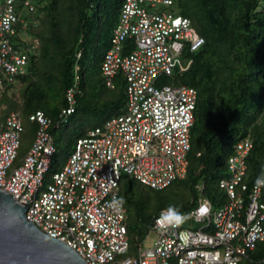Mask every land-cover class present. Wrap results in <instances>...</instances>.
Here are the masks:
<instances>
[{
  "label": "built area",
  "instance_id": "built-area-1",
  "mask_svg": "<svg viewBox=\"0 0 264 264\" xmlns=\"http://www.w3.org/2000/svg\"><path fill=\"white\" fill-rule=\"evenodd\" d=\"M179 1L122 0L99 69L108 88L116 74L123 76V112L76 139L64 165L45 186L54 153L50 121L40 111L28 117L35 124L33 142L9 171L22 126L16 112L0 119V189L27 205V222L71 248L86 264H238L256 243L264 242L262 187L241 183L251 149L250 140L242 139L227 159L228 176L218 182L226 198L223 205L212 210L206 198H198L183 213L199 224L196 229L178 223L160 230L156 221L165 209L160 211L134 255L119 258L128 251L125 212L117 203L120 176L156 191L185 176L196 92L160 82L185 72L191 60L183 52L196 51L204 40L189 19L173 12ZM33 9L29 0H0V92L2 82L21 75L28 55L38 49L37 41L25 34L22 18L23 11ZM16 36L28 48H14ZM76 82L77 77L74 86ZM74 86L65 92L61 120L73 113Z\"/></svg>",
  "mask_w": 264,
  "mask_h": 264
},
{
  "label": "trees",
  "instance_id": "trees-1",
  "mask_svg": "<svg viewBox=\"0 0 264 264\" xmlns=\"http://www.w3.org/2000/svg\"><path fill=\"white\" fill-rule=\"evenodd\" d=\"M29 2L34 9L23 11L26 15L22 18L27 23L25 34L37 41L38 49L35 55H28L21 75L12 82H2L0 92V119L16 112L22 126L14 159V162L18 159L17 166L33 142L35 124L28 117L34 112H42L50 121L51 137L64 125L98 119L73 138H65V145L71 148L67 159L76 139L120 115L125 105L123 76L116 74L111 79L112 88H108L99 69L122 0ZM260 2L181 0L176 3V13L189 19L204 40L196 51L183 52L191 60L190 66L183 73L174 72L171 82L167 81L170 86H185L196 92L187 167L183 179L158 191L129 176H120L118 201L124 200L119 206L125 212L128 252L132 256L137 243L148 234L153 219L170 205L187 213L200 197L208 200L212 210L225 203L218 182L228 176L226 162L238 141L251 142L241 183L250 188L264 172V4L260 6ZM17 36L12 40L14 48H28ZM73 86V113L61 120L60 112L66 107L65 92ZM55 123H58L56 129ZM23 134L31 135V142L21 154ZM52 145L54 153L43 183L48 176L50 182L54 173L53 137ZM261 199L264 201V187ZM244 259L246 264H263V242L256 243Z\"/></svg>",
  "mask_w": 264,
  "mask_h": 264
},
{
  "label": "water",
  "instance_id": "water-1",
  "mask_svg": "<svg viewBox=\"0 0 264 264\" xmlns=\"http://www.w3.org/2000/svg\"><path fill=\"white\" fill-rule=\"evenodd\" d=\"M27 205L0 189V264H86L24 217Z\"/></svg>",
  "mask_w": 264,
  "mask_h": 264
},
{
  "label": "rangeland",
  "instance_id": "rangeland-1",
  "mask_svg": "<svg viewBox=\"0 0 264 264\" xmlns=\"http://www.w3.org/2000/svg\"><path fill=\"white\" fill-rule=\"evenodd\" d=\"M263 3L260 2V6H262ZM260 6L258 8H260ZM174 6L172 7V10L173 12L176 13V10H174ZM26 15V13L24 12L22 16ZM170 78V79H169ZM162 77L161 78V82L160 84L161 85H166L168 84V82H171V77ZM169 80V81H168ZM168 81V82H167ZM169 85V84H168ZM17 92V87L14 89V93ZM89 120V119H88ZM98 119H93L91 118L88 122L86 121L85 122H82V123H70V124H67V125H64L62 127V129L58 130V131H55L53 134H52V137H53V140L55 142V148H56V154L53 156V170H52V173L53 172H56L58 170L61 169V167L64 165L65 161H66V156L69 154L70 152V147L66 146L65 143H64V140L65 138H67V136H70V137H74L77 135V133H79L83 128H89V123H95L97 122ZM31 142V135H25L23 134L22 135V138H21V149H20V153L23 154L26 150H27V147L28 145L30 144ZM17 161L18 159L15 160V162L11 165L9 171L11 169H13L15 166H17ZM49 183V176L45 179L44 181V186L46 184ZM180 226L183 227V228H188V229H196L199 224L197 223H194L191 219L187 218L185 219L183 222L180 223ZM153 239V236H149L146 243H149L151 242ZM261 243V242H260ZM264 244V242H263ZM132 256V253L131 251L129 250V252L127 251V253H125L124 255H122L121 257L119 258H126V257H131ZM240 264H246V260L243 259V261L240 263ZM264 264V263H263Z\"/></svg>",
  "mask_w": 264,
  "mask_h": 264
},
{
  "label": "clouds",
  "instance_id": "clouds-1",
  "mask_svg": "<svg viewBox=\"0 0 264 264\" xmlns=\"http://www.w3.org/2000/svg\"><path fill=\"white\" fill-rule=\"evenodd\" d=\"M261 187H264V172L261 173L260 177H258L255 182L256 189ZM117 203L122 206L124 203L123 198ZM186 218L185 214L181 213L176 207L170 205L167 209L162 211L160 217L156 221V226L160 230H167L169 227L177 226L178 223L183 222Z\"/></svg>",
  "mask_w": 264,
  "mask_h": 264
}]
</instances>
